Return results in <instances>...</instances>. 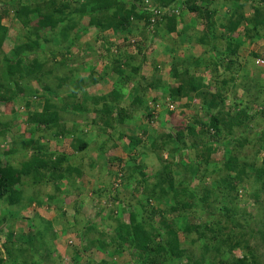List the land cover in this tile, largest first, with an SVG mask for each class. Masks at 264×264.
Listing matches in <instances>:
<instances>
[{"label":"rangeland","instance_id":"rangeland-1","mask_svg":"<svg viewBox=\"0 0 264 264\" xmlns=\"http://www.w3.org/2000/svg\"><path fill=\"white\" fill-rule=\"evenodd\" d=\"M5 1L8 0H0V7H3ZM33 2L29 3L33 4ZM22 4H28V1L24 0ZM255 4L257 5V3ZM212 7L218 9L215 19L219 16L223 22H227L226 16L229 15L231 9H234V7H228L225 2L221 4V0H216ZM244 12L247 15L252 13L250 3L244 7ZM68 13L64 12L61 16H69ZM174 13L180 15L181 12L174 9ZM31 19L35 20L36 18L32 15ZM3 24L9 29L8 39L4 43L3 50L5 54H9L20 38H22L21 41L24 40L23 30L25 29L15 18L12 6ZM88 25L89 20L85 18L80 21L76 31L71 32L74 37V32L81 30L75 38V45L70 52L56 40L57 43L53 44L55 53L49 48L44 54H41L40 62H43L44 65L41 73L19 82L18 86L23 89V95H19L14 101L0 103V130L9 128L6 135L0 137V164L2 166H5L6 163H11L14 166L20 165L24 156L31 155L30 149L27 152L23 151L24 142L36 139L41 145H46L45 149L72 156V160L75 162L71 161V163L81 167L83 172L82 176L74 178V184L70 188L67 183H61L59 190H56L52 183L33 186L31 179H28L24 182L17 205H9L7 201L0 200V260L6 261V264H38L39 257L30 256L29 251L32 247L41 250L45 254L44 256L48 257L46 260L54 264H76L74 262L76 251L80 252V259L77 260L79 264H87L90 260L92 264H101L105 261L110 264H136L131 250L116 254L108 250L101 251L97 247H90L89 242L90 239H94L99 236V233H102L103 237L99 238L110 246L112 237L114 238L116 233L115 227L118 219L129 223L130 215L135 212L137 219L140 220L143 210L142 203L146 204L149 209L161 206L155 200L141 202L142 186L135 182L127 186L130 182L125 181L127 173L124 172L120 159L126 163L132 154L137 158V163L144 165V172L152 174L160 167L158 155L154 154L151 147L154 137L161 141L163 137L167 138L168 133H176L178 129L185 130L187 126H194L196 130H200L204 125L202 122L208 123L209 119L207 120L206 116L203 117L204 108L208 106L206 104L203 107L204 101L198 95L172 103L169 100V90L167 89L168 86L175 87L179 84V81L172 76L171 69L174 64L177 65L178 73L183 74L184 69L188 67L192 76L202 77L205 83H209L213 73L210 70L212 66L209 67L210 69L199 67L195 70L194 63L197 60L198 63H209L210 59L217 55L215 50L219 51L217 58L225 59V55L221 51L226 45L224 41L212 47L211 54V50L207 46L198 42L204 28L203 21L196 14L185 9L177 22V31L172 34H168L163 25L159 28H154V25L144 28L139 24L136 29L133 28V33L129 34L100 33L95 28H88ZM262 33L264 34V28ZM44 34L46 33L44 32ZM242 35L243 33L235 34L240 49L238 57H234L233 68L230 71L220 70L224 76L233 78L230 87L221 89L226 92V104L224 105L226 110L228 106L240 104L246 98L257 103H264V62L261 63L264 58L253 56L255 53L264 54V40L257 43L245 42L240 37ZM112 54L117 59L133 56L136 58L137 64L142 62L144 57L146 62L141 70L144 80L133 81L126 90L120 91L116 96L120 99L121 106L126 108V111L135 119L127 121L124 125L121 124L115 132L109 130L104 133L98 127L91 125L93 113L84 112L83 114L81 111L74 110L71 104L75 102L76 106L82 104L91 106L93 99L109 96V93L115 90L118 78L113 73L107 75L108 68H110L108 58ZM1 60L2 56L0 57V66L4 64H1ZM227 61H229L228 58ZM90 67H94L93 72L88 70ZM92 73H95L96 77L103 76L104 79L93 85L90 83ZM215 77L216 79L212 78V80L218 82L219 84L214 83L220 86L222 77ZM154 78L162 80L165 88L146 91L144 97L147 105L152 109L156 105V109H153L154 112L152 111L154 113L152 120H148L146 118L148 112L146 113L144 108L140 110L136 105L133 92L136 83L140 85L139 88H143L145 81L151 82ZM79 79L84 80L83 88H80L77 83ZM11 88L17 93L19 92L15 86H11ZM119 88L121 89L120 85ZM234 88H236L235 91ZM73 94L77 95L74 97ZM46 101L52 102L59 108L61 122H64L69 131L78 125V129L82 130V134H84V139L88 137L94 139L87 151H77L73 148L77 142L76 138L82 134L77 133L75 136L53 140L51 131L35 126L29 121L30 115L40 112ZM256 102L254 108L258 110L264 120V105L260 106ZM170 111H173L172 114H169ZM212 111L217 113L216 109ZM197 114H199L200 121L195 123V120L198 121ZM124 128L126 129L125 137L120 139L121 131ZM132 135L138 136L141 143L137 142L132 145L129 139ZM252 139V136H248L244 141L241 154L244 161L254 166L249 167L250 169H257L264 166V145L260 146ZM188 140H192V137L190 136ZM103 144L105 146L102 148ZM170 144L172 149L179 146L178 142ZM14 148L17 149V153L7 155V152ZM218 149L211 162L219 163V167L222 168L221 173H223V162L220 161L223 156V147ZM196 153H199L198 149L184 150L176 156V160L181 158L188 163L192 160L196 161ZM160 155L164 157V160H169L166 151ZM203 171L204 168H202ZM213 172L211 169L209 173ZM212 175L209 174L208 180L203 184L199 183L197 179L192 184L189 183L192 187L196 185L194 188L196 191L198 189L199 198H203V187L210 186L209 184L214 180L215 176ZM244 177L237 181L236 189L233 192L220 190L218 187H214L211 191L208 189L210 193L207 194V200L201 204L202 210L205 212L199 211L197 206L183 210L179 228L183 229L186 225L205 228L213 224L215 220L221 219L225 223L229 221L226 225L240 235L241 246L233 252L228 248L227 254L229 256L233 254L246 260L255 259L259 264H264V207L259 208L255 204L256 193H258L263 180L258 179L255 172H250ZM50 196L55 198L51 200ZM181 199L185 201V199ZM89 224L94 227L93 233L89 230ZM219 225L221 223L213 226L218 227ZM181 231L179 239L182 242L186 241L184 242L185 246L194 250L197 256L201 255L204 241L198 238L200 230L196 229L189 235ZM213 232L216 231H207L206 233L212 237ZM21 234L25 235L24 239H20ZM9 236L11 240L8 239ZM193 239L197 240L199 246H192ZM20 240L23 241L19 242ZM10 242H15V245L9 251ZM48 248H51V251ZM83 248H87V250H82ZM250 252L255 257L250 255Z\"/></svg>","mask_w":264,"mask_h":264},{"label":"trees","instance_id":"trees-1","mask_svg":"<svg viewBox=\"0 0 264 264\" xmlns=\"http://www.w3.org/2000/svg\"><path fill=\"white\" fill-rule=\"evenodd\" d=\"M23 1L8 0L4 2L3 7H0V57L2 56L1 64L4 63L0 66V103L14 101L19 95H23V89L18 86L19 82L41 73L44 67L43 62H40L41 54H44L49 48L55 53L56 50H53L54 43L59 41L70 52L75 45V38L81 30L74 32V37H72L71 32L76 31L80 21L85 18L89 20L88 28H95L100 33L129 34L133 28L136 29V26L140 24L144 28H149L151 25H154V28H159L163 25L165 31L172 34L177 31V22L182 12L187 9L203 21L204 30L198 39L200 44L211 50L220 42H225L226 45L221 50L225 59L217 58L219 51L215 50L217 55L210 59V64L208 62L198 63V60L194 63L195 70L199 67L210 69L209 67L212 66L210 69L213 72L212 78L216 79L215 76L222 77L220 86H217L216 84L219 83L212 78L209 83H205L202 77L192 76L188 67L184 69L183 74L178 73L177 65L174 64L171 69L172 76L179 81V84L175 87H167L169 100L172 103L198 95L204 101L203 107L206 104L208 106L203 111V117L206 116L207 120L209 119L208 123L202 122L204 125L200 130H196L194 126H187L185 130L178 129L176 133H168L167 138L165 136L161 141L154 137L151 147L154 154L158 155L160 167L152 174L145 173L144 165L137 163V158L132 154L126 163L120 159L123 170L127 173L125 181L130 182L127 186L132 182L142 186L141 202L155 200L161 206L149 209L146 204L142 203L143 210L140 220L137 219L135 212L130 215L129 223L118 219L115 227L116 233L114 238L112 237L110 246L99 238L103 237L102 233H99L98 237L90 239L89 242L90 247H97L101 251L108 250L116 254L131 250V255L136 264H183V262L185 264H259L255 259L246 260L233 254L230 256L227 254L228 248L233 252L241 246L240 235L226 225L229 221L225 223L221 219L215 220L213 224L205 228L203 226L194 228L186 225L180 229L179 226L182 221L180 217H182L183 210L197 206L199 211L205 212L202 210L201 204L207 200V194L210 193L211 189L218 187L220 190L233 192L236 189L237 181L249 175L250 172H255L257 178L263 180L258 193H256L255 204L259 208L264 207V166L250 169L254 166L244 161L241 154L244 141L248 136H252V141L258 142L260 146L264 145V120L259 115L258 110L254 108L256 101L248 98L241 101L240 104L228 106L226 110L224 106L226 104V92L221 89L230 87L233 78L220 73L221 69L230 71L235 63L234 57L239 55L240 44L235 38V34L241 35L243 33L240 37L245 42L257 43L264 40L262 33L264 28V0H224L223 3L225 2L228 7H234L225 18L227 22H223L219 16L215 19V16L218 15V9L212 6L215 5L216 0H26L28 4L25 5L22 4ZM30 1H34L33 4L29 3ZM223 3L221 0V4ZM248 3L252 6V13L249 15L244 12V7ZM254 3L257 5L255 4V6ZM11 6L14 9L15 18L25 29L23 30L24 40L21 41L22 38H20L9 54H5L3 47L8 39L9 29L3 24V21L8 17ZM151 8H153L152 11ZM160 8H168V11L176 9L181 13L176 15L170 12L171 15L166 14L164 19L153 22L152 19L154 20L156 16L155 12ZM64 12H69V16H61ZM32 15L35 16V20L31 19ZM160 16L163 18L162 15ZM218 21L220 23L217 24ZM241 27H243L242 30H240ZM253 56L264 58V54L255 53ZM108 60H110V68H108L107 75L113 73L118 78L115 90L109 93V96L93 99L91 106L86 104L76 106L74 105L75 102L71 104L74 110L81 111L83 114L84 112L93 113L91 125L98 127L104 133L109 130L115 132L121 124L124 125L127 121L135 119L126 111V108L121 106V101L116 96L120 91L126 90L133 81L144 80L141 76V70L146 62L144 57L142 62L137 64L136 58L133 56L117 59L113 54L109 56ZM88 70L93 72L94 67H90ZM92 74L90 83L93 85L104 79L103 76L96 77L95 73ZM77 81L80 88H83L84 80L79 79ZM11 86H15L19 92L17 93ZM134 87L133 94L136 105L140 110L144 108V111L148 112L146 118L152 120L153 109H156V105L153 106V109L149 107L144 96L149 89L163 90L165 84L162 80L154 78L151 82L145 81L143 88H139L140 85L137 83ZM236 88L233 90L235 91ZM76 95L73 94L74 97ZM257 104L264 105L262 102ZM213 109H216L217 113L212 111ZM172 112L170 111L169 114ZM197 116L198 121L195 120V123L200 121L199 114ZM29 121L35 126L44 127L51 131L53 140H60L71 135L75 136L77 133L82 134L78 125L71 131L67 129L64 122H61L59 108L50 101L45 102L40 112L31 114ZM8 130L9 128H2L0 137L5 136ZM125 130L124 128L121 131L120 139L125 137ZM190 136L192 140H188ZM129 139L132 145L137 142L141 143L140 138L136 135H132ZM76 141V145H73L75 150L87 151L94 139L91 137L84 139V134H82L76 138ZM171 142H178L179 146L172 149L170 147ZM104 146L105 144L102 145V148ZM221 146L223 147V156L220 161L223 162V173H221L222 168L219 167V163L211 162L214 153ZM23 147L24 152L30 149L31 155L29 157L24 156L20 165L14 166L11 163H6L5 166H2L0 164V200L7 201L9 205L19 203L25 180L31 179L33 186L52 183L55 189L59 190L61 183H67L68 188H70L74 184V178L83 174L81 167L71 163V161L75 162L72 160V156L45 149L46 145H41L36 139L25 141ZM187 149H198L199 153L195 154L196 161L192 160L188 163L181 158L176 160V156ZM164 151L167 152L169 160H164V157L160 155ZM14 153H17L15 148L9 150L7 155H14ZM202 168H204L203 172ZM210 168L214 171L213 173H209ZM209 174L215 176L214 180L211 181L210 186L203 187V198H199L198 189L196 191L194 188L196 185L192 187L189 183L192 184L197 179L199 183L203 184L208 180ZM54 198V196H50L51 200ZM172 201L173 204H171ZM218 223L221 225L213 226ZM88 226L90 232L93 233L94 227L91 224ZM196 229L200 230L198 238L204 241L201 255L198 256L194 250L185 246L184 242L186 241L182 242L179 239L181 230H184L181 231L182 233L185 234L186 232L189 235ZM207 231L216 232H213V236L210 237L206 233ZM24 238L25 235L21 234L20 239ZM8 239L11 240V237L9 236ZM81 239H83L82 236ZM21 241L23 240L19 242ZM191 244L192 246H199L195 239L191 241ZM10 245L9 251L14 247L15 242H10ZM101 247L103 248L101 249ZM48 249L51 251V248ZM132 249L134 250L132 251ZM82 250H87V248ZM29 252L30 256L39 257L38 264L46 262L54 264L48 262L46 260L48 257L44 256L45 254L37 247L30 248ZM79 254L80 252L76 251L74 255L76 264H79ZM250 255L253 253L250 252ZM253 257L255 256L253 255ZM90 261L87 264H92ZM0 264H6V261L0 260ZM101 264L110 263L105 261Z\"/></svg>","mask_w":264,"mask_h":264},{"label":"built area","instance_id":"built-area-1","mask_svg":"<svg viewBox=\"0 0 264 264\" xmlns=\"http://www.w3.org/2000/svg\"><path fill=\"white\" fill-rule=\"evenodd\" d=\"M155 13H156V17H155V19H154L153 21H155V20H159V19H162V17H161L160 15L164 16L165 13H166V11H165V10H164V11H162V10H158V11H156ZM263 62H264V61H261V63H263Z\"/></svg>","mask_w":264,"mask_h":264},{"label":"clouds","instance_id":"clouds-1","mask_svg":"<svg viewBox=\"0 0 264 264\" xmlns=\"http://www.w3.org/2000/svg\"><path fill=\"white\" fill-rule=\"evenodd\" d=\"M152 9H153V8H151V11H152ZM160 10H162V11H164V10H165V11H166L165 15H166V14H170V15H171V13H170V12H172V14H174V11H171V10H170V11H168V8H160ZM165 15L163 16V18H162V19H164Z\"/></svg>","mask_w":264,"mask_h":264}]
</instances>
